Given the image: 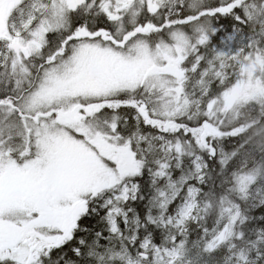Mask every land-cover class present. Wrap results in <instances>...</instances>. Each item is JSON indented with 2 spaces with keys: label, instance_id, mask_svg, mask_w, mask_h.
I'll return each instance as SVG.
<instances>
[{
  "label": "snow or ice",
  "instance_id": "snow-or-ice-1",
  "mask_svg": "<svg viewBox=\"0 0 264 264\" xmlns=\"http://www.w3.org/2000/svg\"><path fill=\"white\" fill-rule=\"evenodd\" d=\"M0 264H264V0H0Z\"/></svg>",
  "mask_w": 264,
  "mask_h": 264
}]
</instances>
